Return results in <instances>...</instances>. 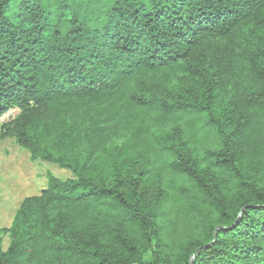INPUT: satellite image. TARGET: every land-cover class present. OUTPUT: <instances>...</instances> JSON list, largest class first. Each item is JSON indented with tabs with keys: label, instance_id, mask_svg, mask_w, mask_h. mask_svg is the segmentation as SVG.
<instances>
[{
	"label": "trees",
	"instance_id": "1",
	"mask_svg": "<svg viewBox=\"0 0 264 264\" xmlns=\"http://www.w3.org/2000/svg\"><path fill=\"white\" fill-rule=\"evenodd\" d=\"M10 108L0 141L72 176L0 264H264V0H0Z\"/></svg>",
	"mask_w": 264,
	"mask_h": 264
},
{
	"label": "rangeland",
	"instance_id": "2",
	"mask_svg": "<svg viewBox=\"0 0 264 264\" xmlns=\"http://www.w3.org/2000/svg\"><path fill=\"white\" fill-rule=\"evenodd\" d=\"M18 113L19 110H16L14 116ZM13 117L0 121V125ZM48 174L62 179L72 176L68 170L55 164L30 161L27 151L12 139L0 141V228L10 225L24 197L37 194L46 186ZM7 244L8 237L4 236L3 249Z\"/></svg>",
	"mask_w": 264,
	"mask_h": 264
},
{
	"label": "built area",
	"instance_id": "3",
	"mask_svg": "<svg viewBox=\"0 0 264 264\" xmlns=\"http://www.w3.org/2000/svg\"><path fill=\"white\" fill-rule=\"evenodd\" d=\"M18 110L17 108H10L8 110H6L5 112H3L0 115V121H3L4 119L8 118V117H13L14 116V112Z\"/></svg>",
	"mask_w": 264,
	"mask_h": 264
},
{
	"label": "water",
	"instance_id": "4",
	"mask_svg": "<svg viewBox=\"0 0 264 264\" xmlns=\"http://www.w3.org/2000/svg\"><path fill=\"white\" fill-rule=\"evenodd\" d=\"M215 235H216V231H215ZM192 258H193V257H192ZM191 263H192V261H191ZM191 263H190V264H191Z\"/></svg>",
	"mask_w": 264,
	"mask_h": 264
}]
</instances>
